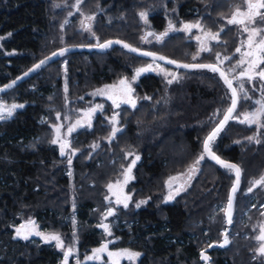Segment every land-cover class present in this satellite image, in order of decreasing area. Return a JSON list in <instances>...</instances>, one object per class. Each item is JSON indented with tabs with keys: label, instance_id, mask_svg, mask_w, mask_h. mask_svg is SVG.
<instances>
[{
	"label": "trees",
	"instance_id": "16d2710c",
	"mask_svg": "<svg viewBox=\"0 0 264 264\" xmlns=\"http://www.w3.org/2000/svg\"><path fill=\"white\" fill-rule=\"evenodd\" d=\"M76 1L0 0V87L62 48L109 40L185 64L220 66L219 53L231 57L220 66L229 79L238 77L230 68L239 60L235 50L246 35L227 19L242 0H81L75 10ZM141 12L149 13L155 32H163L169 21H199L219 32V40L210 52L200 51L184 32L148 41ZM84 13L93 15L91 25H84ZM151 61L119 45L69 52L0 93V103L23 105L0 120V264H60L54 244L16 237L17 227L33 219L46 231L60 234L66 245L77 246L81 258L116 239L113 249L141 254L136 264H204L200 252L223 240L225 207L236 179L233 171L205 155L189 188L172 203L165 202V182L197 160L205 138L231 105V91L218 72L176 68L181 79L173 84L161 75L144 74L134 84L135 108H115L103 99V110L92 126L71 136L70 147L78 151L71 164L51 143L58 114L73 118L101 100H90L93 90L131 79L136 68ZM241 82L245 90L233 117L254 110L259 97V84L233 79L239 94ZM115 114L122 129L110 139L109 118ZM253 135L260 143L246 139ZM211 150L242 169L230 244L209 252L211 264H264L260 258L253 260L255 237L264 223L258 207L264 203V187H253L264 175V129L230 119ZM136 156L140 159L133 166L134 179L126 186L131 194L128 207L108 202V185L123 177ZM109 209L111 235L100 229Z\"/></svg>",
	"mask_w": 264,
	"mask_h": 264
},
{
	"label": "snow or ice",
	"instance_id": "6c2138e0",
	"mask_svg": "<svg viewBox=\"0 0 264 264\" xmlns=\"http://www.w3.org/2000/svg\"><path fill=\"white\" fill-rule=\"evenodd\" d=\"M81 2V0H78V3ZM141 19L147 23V13L141 12L140 13ZM89 19H92V17H89ZM228 24L233 25H239L241 26V30L244 33H247V38L245 41L242 42L241 47L236 48L237 53H241L240 60L237 61L236 65L232 67V71H234L236 68H239V74L238 77H233L232 79H229L226 75V72L224 70H221L218 68L215 64H180L175 60H167L165 56L157 55L154 52H140L138 48H134L129 44H123V47L129 49L131 52H140L143 56H149L152 57L153 61L156 60H167L169 64H176L178 68H206L211 70L212 72H219L220 76L223 78L224 83L227 85V87L231 91V105L228 107L223 115V119H221L215 128L209 133V135L205 138L203 142V153L197 158V160L194 161L192 165L189 166L187 173H181L179 176H172L169 177V179L165 182L169 188L172 187L173 182L178 181L181 176L188 175V178L191 179V176L189 173H193L197 171V167L200 164V161L205 158V155L209 156L211 159L215 160L217 163L221 164L226 169H229L230 171H233L235 173V183L233 184V187L231 189V192L233 195H230L228 198V208L226 210V214L228 216V222L231 223V209L233 205V198L234 193L237 191V188L239 186L240 177H241V171L239 165L235 163H229L226 161H223L220 159V157L216 156L214 152L211 150V143L215 140V138L224 130L225 125L228 123L230 119H237L239 123L241 124H247L249 126L255 125L257 129H264V100H257L256 103L259 105V108H257L254 111L244 112L241 114H237L236 117H233V113L236 110L237 103H238V89L233 86V79H246L247 81L251 82L256 78H259L261 81H264V67H261L264 65V0H242V5H238L235 10L233 11L231 18L228 19ZM174 26L169 21L168 29L165 30L163 33H160L156 36L157 41H162L165 36L168 35V31L173 30ZM193 28L199 29L203 31L201 25L199 23L195 24H184L183 30L185 31H191ZM221 31H223L221 29ZM148 35H153L152 33H148ZM204 37L211 39V40H217L219 38V32L212 33L211 31H203ZM142 40L144 37L141 38ZM196 39L201 42V48L200 51H211V49L207 46L206 42L204 40H201V37L197 36ZM112 43H123L122 41H107L104 44H100L99 47L105 48L109 47ZM242 47H246V51H241ZM64 51L66 49H61L60 54L63 55ZM53 55H56V53H53ZM197 55H193L192 59L196 60ZM217 59H220V54H216ZM224 60H231V57L225 56L223 57ZM44 61H41V64H43ZM40 65H36L38 68ZM158 70L159 74H162L168 84H172L174 80H179V77L174 72L167 71L163 67L156 65V68H153V64H147L146 66L138 67L134 71V75L131 77V81H135L141 74L149 72V71H155ZM31 71V70H30ZM27 75V73H25ZM171 77V78H169ZM131 81H129L128 78H122L119 80L118 84L114 85H105L102 89H97L94 95H108V98L112 100L115 107L119 108L121 103L129 104L132 108L136 107V100L133 98L132 94L134 89L131 86ZM15 81H13V84ZM11 85H7L5 87H10ZM111 90V91H109ZM245 90L244 83L241 82L239 85V91L243 92ZM115 93V94H113ZM245 96L247 98V95L245 93ZM82 99V98H81ZM144 99H150V97H144ZM18 107H23V105H16L13 104L11 106H6L4 104H0V113L7 112L8 116L12 115V112L14 109ZM102 105H97L95 108H89L86 112V115L88 117V126L90 127V121L91 116L93 113L96 112L97 109H101ZM215 115V114H214ZM117 116L118 114L113 115L110 118V122L113 124L117 123ZM243 117L242 119L240 117ZM6 117L2 114H0V120L5 119ZM59 118V117H58ZM80 124V121H77L76 125H73L69 128V132H72L75 130V127ZM57 132H59L60 126H55ZM120 131V129L113 127L110 139L111 137H114L116 133ZM249 142L255 141L256 143H260V140L258 139L257 135L249 136L246 138ZM58 142L57 139H53L51 143L56 144ZM67 145L62 143L60 145L61 148V155H64V149ZM98 147V145H95ZM128 155H132V153H128ZM140 157L136 156L134 160L131 161V164L124 169L123 175H124V183L126 184L128 180L132 179L131 172L132 167L135 165L136 161L139 160ZM71 161L69 160V163ZM117 185L120 184V181L116 182ZM255 186H261L264 187V175H262L259 179L253 181V187ZM114 187L113 184H109L108 188L111 190ZM181 189L177 188L176 193L179 194V191ZM249 192L252 191V187H249ZM107 199V197H106ZM130 199L129 196H124L123 200H121L119 197L117 198V203H123V206L126 208L128 207L127 201ZM168 199H172L171 193L168 196ZM140 203H146V201H141ZM140 203H138L136 206L139 207ZM112 214V209L108 210V215ZM264 214V213H262ZM28 224H34L33 221L29 220L27 222ZM24 225L21 226L23 228ZM101 227L105 229L106 232L110 233L109 227L106 224H102ZM21 228L16 229V235L18 237H21L25 240L29 238V233H24L21 231ZM260 235L256 237L258 241H261L259 247L255 250L261 257H264V225H261L260 228ZM36 235L44 236L41 232H36ZM44 239L47 241H55L56 246L58 248L64 249V264H67L68 257L72 255L73 249L71 247L65 248L64 242L61 239V236L56 233L49 234L47 236H44ZM227 234H225L224 242L221 247L226 245L228 243ZM107 251V244L102 245L98 249H94V256L86 257L88 260H92L94 258H98V254ZM109 257H126L129 261H135L136 258H138L141 254L139 252H133L128 249H124L121 252L114 253L111 251L107 252ZM202 259L205 261L208 260V257L206 255H203L202 253ZM79 264V262H77ZM114 264H118V260L114 262Z\"/></svg>",
	"mask_w": 264,
	"mask_h": 264
},
{
	"label": "rangeland",
	"instance_id": "374dc122",
	"mask_svg": "<svg viewBox=\"0 0 264 264\" xmlns=\"http://www.w3.org/2000/svg\"><path fill=\"white\" fill-rule=\"evenodd\" d=\"M79 3H80V2H79ZM79 3H78V1L74 2L73 7L75 8V10H77V7H78V4H79ZM236 7H237V6H234L233 11L235 10ZM233 11L230 13V16L228 17V19L231 18V15H232ZM146 13H147V12H146ZM89 17H92V19H89ZM93 19H94L93 15H88V14H86V13L83 14V18H82V20H83V22H84V25H85V24H90V25H91L92 22H93ZM228 19H227V20H228ZM142 23L144 24V27H145V29H144L145 33L149 32V31H150V32H153V35H150V36L146 39V40H148V41H154V40H156V36H157V35H159L160 33H163L165 30L168 29V26H167V28H166L163 32H155V31H153V30H152V27H151V23H150V21H149V13H147V23H145V21H144L143 19H142ZM195 23H199V24L201 25L203 31H210V30H208L207 28H205L204 24H202V23L199 22V21H186V22H183V23H181V24H179V25L172 23L173 26H174V28H173V30L168 31V35H167V36H169V35H171V34H173V33H176V32H184L186 35H188L189 37H191L194 41H196V42L198 43V48H199V50H200V48H201V42L198 41V40L196 39V37L199 36V37H201V40H204V41L206 42L207 46L211 49L212 44H213L214 42H217V41L219 40V38H218L217 40H211V39H208V38L204 37V35H203V31H201V30H199V29H196V28H193L191 31H185V30H183V26H184V24H195ZM239 28H240V30H241V26H239ZM241 31H242V30H241ZM212 33H213V32H212ZM243 33H244V32H243ZM145 35H146V34H145ZM145 35H144V36H145ZM245 35H246V36L241 40V42L239 43V46H238V47H241L242 42L246 40V38H247V33H245ZM167 36H165V37H167ZM246 50H247L246 47H242V49H241L242 52H243V51H246ZM236 54L238 55L239 60H240V58H241V53H237V52H236ZM223 57H225V56H222V55L220 54V59H217V60H218V64H219L220 66H222V67L225 66V63L228 61V60H224ZM150 63L153 64V68H156V65H159V66L163 67L164 69H166L167 71H170V72H174V73H176V75L179 77V80L181 79V74L176 70L175 67H173V68L166 67V64H164V63H162V62H159V61H151V62H149V63H147V64H150ZM147 64L142 65V66H146ZM142 66H140V67H142ZM171 67H172V66H171ZM261 67H264V65H262ZM174 68H175V69H174ZM177 69H179V68H177ZM230 69H232V68H230ZM239 71H240L239 68H236L234 71L230 70V72H231L232 74H234L235 72H237V75L239 74ZM148 73L158 74V75L163 76L162 74H159L158 70H155V71H149V72L143 73V74H141V75H140L135 81H131V79H129V81H131V86H132V88L134 89V84L137 83V81H138V80H139L144 74H148ZM163 77H164V76H163ZM169 78H171V77H169ZM118 82H119V81H118ZM118 82H117L116 84H118ZM174 82H177V80H174L173 83H174ZM173 83H172V84H173ZM251 83H252V84H259L258 87H257V88H258L257 91L259 92V97H258L257 99H255V105H256V106H255L254 110H256L257 108H259V105L256 103V101H257V100H264V81H261L259 78H256V79H254L253 81H251ZM112 85H114V84H112ZM102 88H104V86H102V87H100V88H97V89H102ZM97 89L93 90V91L90 93V95H91L90 100H91V101H93V100H95V99H101V100H99V101H94V103H93V104H90L89 107H88L86 110H80V111H78V113H77L73 118H72V116L69 117L68 114H66V116H65L64 118H61V115L58 114V117H59V118H58V120H57V123H56L55 125L52 126L53 131H54V137H53V139H57V140H58V142L56 143V145L58 146L60 152H61L60 145H61L62 143H64V144L67 145V146L65 147V149H64V153H65L64 155L67 156V157H69V160L71 161L70 164L72 163V159H73V157H74V156L77 154V152H78L77 150H74V149H72V148L70 147V139H71V136H72L74 133H76L77 131L81 130V129H87V128H90V127L92 126L93 122H94L95 117H96L100 112H102L103 107H102L101 109H97L96 112L92 114V116H91V121H90V124H91L90 127L88 126V117H87V115H86L87 110H88L89 108H95L97 105H102V106H104V103L102 102L103 99H104V100H107V101H109V102H111L112 105L115 107V105L113 104L112 100L108 98V95H94L93 93H95ZM109 91H111V90H109ZM239 92H240V91H239ZM113 94H115V93H113ZM242 94H243V93L240 92L239 95L241 96ZM132 96H133V98L136 100V103H137V99H136V97H135V95H134V91H133ZM240 96H239V97H240ZM124 105H126V106H130V107H131V105H129V104H124V103H121L120 106H124ZM115 108H117V107H115ZM254 110H252V111H254ZM4 116L7 117L6 115H4ZM109 120H110V118H109ZM77 121H80V124L77 125V126L75 127V130H74V131L69 132V128L72 127L73 125H76ZM117 121H118V119H117ZM111 124L113 125V127H116V128H118V129H120V131H121L122 128L119 126L118 122L115 123V124H113V123L111 122ZM57 125L60 126V128H59V132H57L56 127H55V126H57ZM120 131H118L117 133H119ZM117 133H116V134H117ZM187 172H188V169H187L184 173H187ZM180 174H181V173H180ZM180 174L173 175V176H179ZM189 175L191 176V179L188 178V175L181 176V178H180L178 181L173 182L171 188H169L168 185L166 184V188H167L166 195H165V202H166V203H172L173 201H175V199H176L181 193H183L185 190H187V189L189 188V186H190V184H191L193 178L196 177V171L193 172V173H189ZM131 176H132V179L128 180V182H127L126 184L124 183V175H123V177H122L121 179L117 180V181H120V184H119V185L116 184L117 181L114 182V183H111V184L114 185V187H113L111 190H109V188H108V197H107V201H108V202H112V203L116 204L117 206H123V203H117V198L119 197L121 200H123L124 196H129L130 199L127 201L128 205H129V203H130V201H131V194H129V193L126 191V186H127V184H128L129 182H131V181L134 179V176H133V167H132ZM171 177H172V176H171ZM177 188H180V189H181V190L179 191V194L176 193V189H177ZM170 193H171V195H172V199H168V196H169ZM256 202H257V200L254 199V203H253V204L256 205V204H257ZM226 205H227V204H226ZM258 207L262 210V213H264V203L258 205ZM225 209H226V207H225ZM245 214H246V215L248 214V210L246 211ZM110 216H111V215H108V213H107V215L104 217V220H103V223H102V224H106V225H108L109 230H110V233H112V232H111V226H110L109 222L106 220V219L109 218ZM31 221H33L34 224H28V223H26V224H21V225H19V227H17V228H21L22 225H24V227H27V230L22 231V232H24V233H29V232H31V234L29 235V238H28V239H32V238H33V239L39 240V241H41V242H43V243H51V244H54L55 247H56V249L59 251V254H60V257H59V258H60V264H64V249L58 248V247L56 246V242H55V241H47V242H46V240L44 239V236H47V235L52 234V233H54V232L46 231L45 228H44V227H43V226H42L37 220H35V219H33V220H31ZM102 224H101V225H102ZM101 225H100V229L103 230L106 234L109 235V233L106 232L105 229H104L103 227H101ZM261 225H264V223H262ZM261 225L258 227V234L256 235V237H257L258 235L261 234V233H260ZM32 232H34V233H36V232H41V233L44 234V236L36 235V234H35V235H32ZM56 234H58V233H56ZM59 235H60V234H59ZM110 235H111V234H110ZM235 235H236V234H235ZM60 236H61V235H60ZM190 236H193V235L191 234ZM16 237H18V236H16ZM256 237H255V240L257 241V244H258L257 248H258L259 245H260V243H261V241H258V240L256 239ZM61 239H62L63 242H64V239H63L62 236H61ZM115 240H116V239H114V240H108L107 242L102 243L100 246L91 249L90 252L87 253V254H85L82 258L79 256V252H78L77 246L66 245L65 242H64L65 248L71 247V248L73 249L72 255L68 257L67 264H77V262H79V264H85V263H89V262H94V263H99V264H101V263H103V262H106L107 264H114V262L117 261V260H118V264H136V263H138V261H139L140 258H141V255H140L138 258H136L135 261H129L126 257H116V256L109 257L108 254H107L108 251H111V252H114V253H118V252H121V251L124 250V249H127V248H124V249H113V248L111 247V245H112L113 243H115ZM104 244H107V251L102 252V253H99V254H98V258H94V259H92V260H88V259H86V257L94 256V252H93V250H94V249H98V248H100V247H101L102 245H104ZM128 250H131V249H128ZM131 251H133V250H131ZM133 252H136V251H133ZM234 253H236V251H234ZM254 258H257V259L260 258V259H262V261H264V257H261L257 252H256L255 257H253V260H254ZM239 261L242 262L243 260H242V259H239Z\"/></svg>",
	"mask_w": 264,
	"mask_h": 264
},
{
	"label": "water",
	"instance_id": "95a60500",
	"mask_svg": "<svg viewBox=\"0 0 264 264\" xmlns=\"http://www.w3.org/2000/svg\"><path fill=\"white\" fill-rule=\"evenodd\" d=\"M148 33H152L153 34V32H147L146 33V35H145V39H147L150 35H148ZM109 41H113V42H115V41H117V40H109ZM120 41V40H119ZM107 42V41H106ZM123 42V41H122ZM105 43V42H104ZM104 43H102V44H104ZM123 44H127V43H125V42H123V43H120V44H117V43H112L111 45H119V46H122L123 47ZM110 45V46H111ZM106 48V47H105ZM105 48H101V47H99V45H97V46H72V47H66V48H62V49H66V51H64V54H66V53H69V52H92V51H101V50H103V49H105ZM125 48V47H124ZM135 48V47H134ZM127 51H129V49H127V48H125ZM140 50V52H150V51H146V50H141V49H139ZM60 51H61V49L60 50H58V51H56L55 53H56V55H50L49 57H47V58H45V59H43V60H41V61H44V63L43 64H41V61L40 62H38L37 64H35L31 69H29L26 73H27V75H25V73L23 74V75H21L20 77H18L17 79H15L14 81H15V83L13 84V81L12 82H10V83H8L7 85H11L10 87H5V86H7V85H5V86H2V87H0V93H4V92H7V91H9V90H11L12 88H14L15 86H17L18 84H20L21 82H23L24 80H26L30 75H32L34 72H36L39 68H41L43 65H45V64H47L48 62H50V61H52V60H54V59H56L57 57H59V56H61V54H60ZM129 52H131V51H129ZM140 52H131V53H133V54H136V55H139V56H143V55H141L140 54ZM158 56L160 55V54H157ZM143 57H147V58H150V59H152V57H149V56H143ZM167 58V57H166ZM167 60H172V59H169V58H167ZM167 60H156V61H159V62H162V63H164V64H166V65H169V66H172V67H175V68H178L177 66H176V64H169L168 62H167ZM178 62V61H177ZM178 63H180V64H185V63H181V62H178ZM200 64H209V63H200ZM36 65H40L38 68L36 67ZM218 68H220L221 70H223L220 66H218V65H216ZM179 69H185V68H179ZM195 69H206V68H190V69H187V70H195ZM31 70V71H30ZM219 73V72H218ZM226 75H227V73H226ZM228 76V75H227ZM229 78V77H228ZM223 79V78H222ZM224 81V80H223ZM233 86H234V84H233ZM235 87V86H234ZM238 96H239V93H238ZM0 104H4V103H0ZM238 104H239V98H238V103H237V107H238ZM5 105V104H4ZM6 106H11V105H6ZM237 107H236V109H237ZM236 111V110H235ZM235 113V112H234ZM234 113H233V115H234ZM0 114H2V115H7V112H3V113H0ZM229 122V121H228ZM216 155V154H215ZM217 156V155H216ZM210 160H212V161H214V162H216L215 160H213V159H211L209 156H207ZM219 157V156H218ZM221 160H223L222 158H220ZM223 161H226V160H223ZM226 162H229V163H233V162H230V161H226ZM217 163V162H216ZM219 164V163H218ZM221 165V164H220ZM241 180H242V171H241V177H240V182H239V186H240V184H241ZM235 183V182H234ZM239 186H238V188H239ZM233 187V186H232ZM238 188H237V190H238ZM232 189V188H231ZM237 192V191H236ZM236 192L234 193V198H233V205H232V209H231V223H229L228 222V216H227V214H226V210H227V208H228V202H227V205H226V209H225V218H226V225H227V229H226V231H225V233H224V236H223V240L220 242V243H213V244H211V245H209L206 249H204V250H202L201 252H200V259H201V261L204 263V264H211V257H210V255H209V252L210 251H212V250H216V249H224V248H226V247H228L229 246V244H230V238H229V234H230V232H231V228H232V225H233V218H234V211H235V196H236ZM230 195H233L232 194V192H231V190H230V194H229V196ZM25 230H27V227H23V228H21V231H25ZM225 234H227V238H228V243L226 244V245H224L223 247H221L220 245H222L223 244V242H224V238H225ZM32 235H35V233L34 232H32ZM202 253H203V255H206L207 257H208V260L207 261H205L204 259H202Z\"/></svg>",
	"mask_w": 264,
	"mask_h": 264
}]
</instances>
